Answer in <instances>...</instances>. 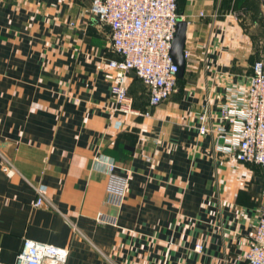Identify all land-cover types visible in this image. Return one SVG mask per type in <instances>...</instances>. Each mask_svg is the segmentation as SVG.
<instances>
[{"label": "crops", "instance_id": "1", "mask_svg": "<svg viewBox=\"0 0 264 264\" xmlns=\"http://www.w3.org/2000/svg\"><path fill=\"white\" fill-rule=\"evenodd\" d=\"M244 1L177 0L182 78L153 108L130 76L134 115L116 111L109 62L119 56L92 0H0L4 264L24 239L66 248L65 264H247L264 168L235 160L223 136L198 133L199 115L207 111L210 129L222 124L231 92L264 63V0ZM242 8L255 15L247 24ZM108 161L128 183L119 208L106 203ZM40 196L48 205L34 206ZM97 213L116 224L97 223Z\"/></svg>", "mask_w": 264, "mask_h": 264}, {"label": "built area", "instance_id": "2", "mask_svg": "<svg viewBox=\"0 0 264 264\" xmlns=\"http://www.w3.org/2000/svg\"><path fill=\"white\" fill-rule=\"evenodd\" d=\"M89 13L110 29L111 47L119 56L111 60L112 85L110 93L116 111L122 114L139 113L132 108L127 94L130 72L145 86L150 107H158L173 94L177 84L178 66L170 56L171 42L179 20L177 0H92ZM189 53L184 50V59ZM149 114L146 113L145 116ZM209 115L204 111L198 117V133L204 136L216 133L228 144L227 151L243 164H255L264 168V63L256 61L247 81L231 92L230 100L220 110L222 124L208 127ZM115 164L106 163L108 177L106 203L119 208L127 192V179L115 175ZM8 176L16 174L8 161L2 164ZM48 205L40 196L34 206ZM99 224L115 225L116 219L97 213ZM201 246L195 248L196 252ZM66 248L24 239L15 264H65ZM247 264H264V210L251 235ZM0 264H4L0 260Z\"/></svg>", "mask_w": 264, "mask_h": 264}, {"label": "water", "instance_id": "3", "mask_svg": "<svg viewBox=\"0 0 264 264\" xmlns=\"http://www.w3.org/2000/svg\"><path fill=\"white\" fill-rule=\"evenodd\" d=\"M186 28L187 22L183 20H178L176 23L175 33L171 42L170 56L174 64L178 66V78H182L185 62L183 57L184 46L186 41ZM130 76L135 77V75L130 72Z\"/></svg>", "mask_w": 264, "mask_h": 264}, {"label": "rangeland", "instance_id": "4", "mask_svg": "<svg viewBox=\"0 0 264 264\" xmlns=\"http://www.w3.org/2000/svg\"><path fill=\"white\" fill-rule=\"evenodd\" d=\"M243 4H244V7L245 8H252V2L251 1H249V0H245L244 2H243ZM245 10H244V8H242V11H241V13H237V15H239L241 18H242V22H244L245 24H247L248 22H250V20L251 19H253L252 17H255V15H250V14H247L246 12H244ZM247 26V25H246ZM256 61H258V60H256ZM255 61V62H256ZM254 62V63H255ZM253 63V64H254Z\"/></svg>", "mask_w": 264, "mask_h": 264}, {"label": "trees", "instance_id": "5", "mask_svg": "<svg viewBox=\"0 0 264 264\" xmlns=\"http://www.w3.org/2000/svg\"><path fill=\"white\" fill-rule=\"evenodd\" d=\"M177 5H178V2H177ZM141 82V81H140ZM144 86V85H143ZM144 88H145V86H144ZM145 91H146V88H145ZM146 93H147V91H146ZM148 94V93H147ZM255 165V164H254ZM257 166H259V165H257ZM259 167H261V166H259Z\"/></svg>", "mask_w": 264, "mask_h": 264}]
</instances>
